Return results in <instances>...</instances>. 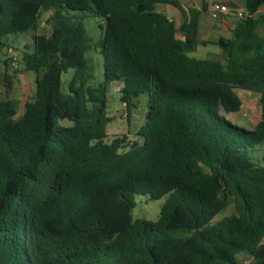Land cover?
<instances>
[{
  "label": "trees",
  "instance_id": "obj_1",
  "mask_svg": "<svg viewBox=\"0 0 264 264\" xmlns=\"http://www.w3.org/2000/svg\"><path fill=\"white\" fill-rule=\"evenodd\" d=\"M160 3L181 10L177 0H0V48L33 31L16 55L35 74L21 113L0 99V264H240V253L264 264V158L251 156L264 141V0H244L216 40L198 37L205 3L180 25ZM87 16L102 20L97 83ZM199 44L224 61L191 55ZM1 76L8 92L12 76ZM112 81L126 107L148 97L132 146L125 134L105 140ZM236 88L259 94L250 128L226 117L240 109ZM137 195L164 198L156 220L133 217ZM228 197L235 213L214 221Z\"/></svg>",
  "mask_w": 264,
  "mask_h": 264
},
{
  "label": "rangeland",
  "instance_id": "obj_2",
  "mask_svg": "<svg viewBox=\"0 0 264 264\" xmlns=\"http://www.w3.org/2000/svg\"><path fill=\"white\" fill-rule=\"evenodd\" d=\"M264 12V7L261 8ZM48 12H43L40 22H44ZM210 15V14H209ZM211 17V16H210ZM213 18V17H212ZM218 18V17H215ZM83 24L87 35L90 37V48L85 52V59L87 63L92 66L94 73V82L102 81L103 76V59L99 52V48L95 46L102 36V20L92 16H87L83 19ZM48 26V24H47ZM46 26V27H47ZM43 31V27L38 29V33ZM33 31L18 33L16 35H9L6 39L9 46L0 48V80L4 71L12 76V85L8 92L2 82L0 83V99L12 98L17 103L18 113H21L24 108V102L32 100L35 91V74L32 71L23 70L20 65L17 70H14L9 63V58L13 56L19 49L24 48V44L32 42ZM206 40H216L218 33L212 32L207 35L205 32L202 35ZM225 36V35H221ZM200 49L198 54L208 58H217L224 61V55L218 46L214 44L197 46ZM68 75H65L67 78ZM120 81H112L107 88L106 110L107 114L112 117L111 121L106 125V141H109L115 136L125 134L127 136V144L132 146L139 142L137 134L138 128L145 122L147 114V94L140 93L138 96L132 98L131 103L126 107L125 102L120 99L119 93ZM236 93L241 99L240 109L236 112L226 114V117L233 123L242 127L250 128L260 118V101L259 94L244 89L236 88ZM252 159L256 163H261L264 158V141L257 144L251 149ZM164 198L148 199L144 195L136 196V206L132 210L133 217H143L149 220H156L159 215L160 207ZM235 213L232 197L227 198V206L214 217V221L220 220L223 217L230 216ZM240 264H251V258L245 254L237 255Z\"/></svg>",
  "mask_w": 264,
  "mask_h": 264
},
{
  "label": "crops",
  "instance_id": "obj_3",
  "mask_svg": "<svg viewBox=\"0 0 264 264\" xmlns=\"http://www.w3.org/2000/svg\"><path fill=\"white\" fill-rule=\"evenodd\" d=\"M177 1L181 6V10L171 4L160 3L156 5V9L160 12L165 13L170 19L174 21L176 25H180L187 18L188 7H194L199 9L203 3L206 4V10L201 14L199 20L198 37L200 40L206 39L202 36L204 32L207 35H210L212 32H216L219 34L218 37H220L221 35H225V37H228L230 35L234 21L237 19L235 9L245 10L244 0H218L228 4L230 7V11L226 14L220 15L218 18H212L210 17L208 12L209 4L211 0H177ZM263 7L264 5H262L259 8V13H264L261 12V8ZM178 36L181 37L180 35ZM199 49L200 47L199 48L197 47L196 50L191 53V55L199 58H204L205 56L198 54ZM121 84L122 83L119 84V89L121 87Z\"/></svg>",
  "mask_w": 264,
  "mask_h": 264
},
{
  "label": "built area",
  "instance_id": "obj_4",
  "mask_svg": "<svg viewBox=\"0 0 264 264\" xmlns=\"http://www.w3.org/2000/svg\"><path fill=\"white\" fill-rule=\"evenodd\" d=\"M230 11V7L228 4L218 0H211L209 4L208 12L211 17H219L222 14H226ZM237 17H243L245 15V10L242 9H235ZM9 65L16 70L18 68V58L16 53L11 56L9 61Z\"/></svg>",
  "mask_w": 264,
  "mask_h": 264
},
{
  "label": "water",
  "instance_id": "obj_5",
  "mask_svg": "<svg viewBox=\"0 0 264 264\" xmlns=\"http://www.w3.org/2000/svg\"><path fill=\"white\" fill-rule=\"evenodd\" d=\"M44 26H47V23H45Z\"/></svg>",
  "mask_w": 264,
  "mask_h": 264
}]
</instances>
